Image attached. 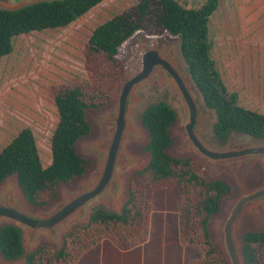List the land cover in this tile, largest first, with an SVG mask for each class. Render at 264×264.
Returning <instances> with one entry per match:
<instances>
[{
    "label": "trees",
    "instance_id": "trees-1",
    "mask_svg": "<svg viewBox=\"0 0 264 264\" xmlns=\"http://www.w3.org/2000/svg\"><path fill=\"white\" fill-rule=\"evenodd\" d=\"M102 0H49L18 9L0 8V58L10 54L20 34L68 26ZM135 5L98 24L84 49L97 81H78L54 87L58 121L50 139L51 161L44 166L30 127L21 128L0 150V183L15 174L26 201L45 207L58 195L60 183L71 184L83 176L89 162L76 150L79 139L92 133L88 109L109 102L116 93L120 71L115 56L120 45L137 30L180 36V47L192 79L204 104L215 111V137L224 142L231 132L264 138V112L241 104L238 92L222 79L212 56V15L221 0H205L187 7L177 0H135ZM148 133L144 150L147 165L130 178L127 198L119 212L102 205L93 207L88 221L63 235L59 247L41 244L25 252L21 229L10 223L0 225V255L5 260L24 257L25 264H74L88 247L104 238L128 249L145 242L150 229L151 191L165 182L179 188V225L184 243L201 250L198 262L226 264L210 239L209 220L221 208V199L231 191L222 178L207 180L193 158L169 153V127L177 113L166 101L150 102L140 113ZM247 264H264V229H246L241 235Z\"/></svg>",
    "mask_w": 264,
    "mask_h": 264
},
{
    "label": "rangeland",
    "instance_id": "rangeland-1",
    "mask_svg": "<svg viewBox=\"0 0 264 264\" xmlns=\"http://www.w3.org/2000/svg\"><path fill=\"white\" fill-rule=\"evenodd\" d=\"M177 1L192 8L200 6L205 0ZM135 2V0H102L68 26L33 31L16 37L13 51L0 58V150L21 128L28 126L35 136L43 165L46 166L50 163V139L58 121V112L54 104V87L78 81H97L95 71L84 54L86 42L92 30L98 24L133 7ZM212 26H214L212 36L215 40L212 52L218 61L222 77L227 86L238 92L243 106L264 112V40L259 35L264 32V0H222L220 8L213 15ZM256 30L257 36L253 34ZM164 33L147 34L160 37L167 36L169 39H174V37ZM132 39H134V36L127 39L120 46L115 58L120 71L117 90L123 74L122 64L130 54L129 44ZM142 92L144 97L141 99L140 105L136 107L133 115L136 133L133 135L134 138H130L125 145V152L131 158L132 164L127 166L122 178L125 195L120 199L121 204L126 198L130 178L133 177V181L136 183L138 177H134V175L142 170L148 162V153L144 150L147 133L140 122V111L150 102L159 100L170 102L171 98L167 88L159 92L148 89H144ZM116 93L106 104L87 110V118L92 125V133L78 141L76 149L79 155L89 162V166L86 173L71 184L64 185L60 183L58 185V198L64 186L75 187L78 180L86 178L96 167V155L88 151L90 142L96 140L100 132L95 117L110 105ZM214 121L215 117L213 115L207 119L208 132L204 133V137L213 144H218L212 133ZM180 124L181 121L178 117L170 128L172 145L169 151L172 155H190L196 165L202 169L206 178L220 177L230 184L231 191L223 197L221 201L222 210L215 216L224 218V208L242 190L263 180L260 164L258 161L254 162L248 174L240 181L232 173L233 171L230 172L226 169H221L217 174L211 176L208 173V166L200 157L180 151L182 144ZM246 144L255 143L247 141ZM168 186H177V184L172 181L160 184L151 191V195L154 190ZM54 201L55 199L51 200L47 207H50ZM118 203L98 200L94 204L106 205L111 209L118 210ZM150 204L151 212L152 203L150 202ZM262 210H264V201L263 203L254 201L244 209L238 226V237L246 229H264V212ZM84 223H74L70 229ZM178 226L180 235L179 207ZM217 226L219 225L214 227L212 221L210 229L213 239L217 238L216 236H221V231L217 229ZM180 241L193 250V257L189 259L188 263L198 262L201 258L200 248L194 244L184 243L181 235ZM215 245L217 251L220 250L221 242L217 241ZM5 264H24V259L21 258L11 262L5 261Z\"/></svg>",
    "mask_w": 264,
    "mask_h": 264
},
{
    "label": "water",
    "instance_id": "water-1",
    "mask_svg": "<svg viewBox=\"0 0 264 264\" xmlns=\"http://www.w3.org/2000/svg\"><path fill=\"white\" fill-rule=\"evenodd\" d=\"M40 1L49 0H0V8L14 10ZM132 36L134 39L129 44L130 54L122 64L123 74L116 96L110 105L95 117L100 132L98 138L90 142L88 151L96 155V167L86 178L78 180L75 187L64 186L60 197H56L50 207H32L33 205L24 198L16 175L7 176L0 183V225L10 223L18 226L22 231L24 250L30 252L41 244L59 247L64 233L69 232L74 223L88 221L90 211L97 206L94 203L98 200L119 202L118 210L102 205L119 212L123 204L120 199L125 195L122 178L127 166L132 164L131 158L125 152V145L136 133L133 120L135 109L144 97V89L159 92L167 88L171 98L170 102H166L174 108L177 118L181 121L182 153H192L200 157L208 166L211 176L221 169H226L233 171L238 181L243 180L254 162L258 161L260 164L263 180L242 190L224 208L225 217H215L222 210L220 208L217 214L210 217L208 225L213 245L217 248L215 244L217 241L221 242L218 251L222 254L224 262L247 264L242 252V233L237 236L238 226L243 211L249 204L264 201V138L231 132L224 142H219L213 131L215 111L204 104L202 95L192 79L191 69L181 52L180 36L170 35L174 39H169L167 36L148 35L144 30H137L130 37ZM212 115L215 117L212 133L218 144H213L204 137V133L208 132L207 119ZM143 128L147 133L146 128ZM247 141L255 144H246ZM216 178L220 177L207 180ZM127 195L126 190V198ZM91 204L95 206L92 207ZM212 221L213 226L219 225L217 229L221 231V236H216L215 239L211 237ZM5 261L11 262L0 255V264H5Z\"/></svg>",
    "mask_w": 264,
    "mask_h": 264
},
{
    "label": "crops",
    "instance_id": "crops-1",
    "mask_svg": "<svg viewBox=\"0 0 264 264\" xmlns=\"http://www.w3.org/2000/svg\"><path fill=\"white\" fill-rule=\"evenodd\" d=\"M221 2L222 0L214 13L220 8ZM212 30L214 33V26H212ZM253 34L257 36V30ZM259 35L264 40V32ZM213 42L214 46L215 40ZM213 58L215 59L214 56ZM216 63L222 77L217 60ZM151 203L150 229L145 242L123 249L110 239L104 238L85 249L74 264H188L189 259L193 257V250L180 241L178 187L168 186L154 190L151 195Z\"/></svg>",
    "mask_w": 264,
    "mask_h": 264
}]
</instances>
